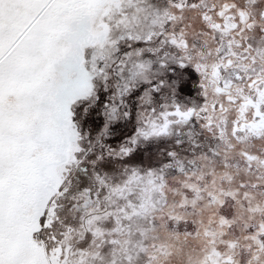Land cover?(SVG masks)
Segmentation results:
<instances>
[{
	"label": "snow or ice",
	"instance_id": "obj_1",
	"mask_svg": "<svg viewBox=\"0 0 264 264\" xmlns=\"http://www.w3.org/2000/svg\"><path fill=\"white\" fill-rule=\"evenodd\" d=\"M0 264H264V0H0Z\"/></svg>",
	"mask_w": 264,
	"mask_h": 264
}]
</instances>
